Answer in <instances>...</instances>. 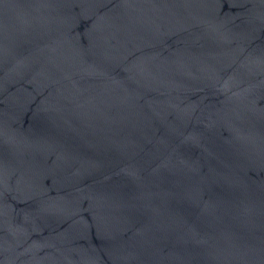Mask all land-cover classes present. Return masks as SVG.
I'll return each mask as SVG.
<instances>
[{"label": "water", "instance_id": "95a60500", "mask_svg": "<svg viewBox=\"0 0 264 264\" xmlns=\"http://www.w3.org/2000/svg\"><path fill=\"white\" fill-rule=\"evenodd\" d=\"M0 264H264V0H0Z\"/></svg>", "mask_w": 264, "mask_h": 264}]
</instances>
